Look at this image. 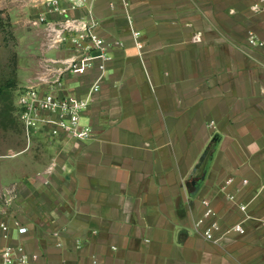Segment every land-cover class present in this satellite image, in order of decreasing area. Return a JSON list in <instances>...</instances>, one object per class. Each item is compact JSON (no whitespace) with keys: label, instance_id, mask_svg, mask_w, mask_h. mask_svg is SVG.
I'll return each instance as SVG.
<instances>
[{"label":"crops","instance_id":"obj_1","mask_svg":"<svg viewBox=\"0 0 264 264\" xmlns=\"http://www.w3.org/2000/svg\"><path fill=\"white\" fill-rule=\"evenodd\" d=\"M130 2L132 21L120 0L77 9L0 0L27 26L25 86L86 95L98 69L66 66L90 17L97 34L124 43L111 49L84 113L92 136L29 143L28 175L15 176L0 203V262L7 244L23 240L40 255L34 264H264V47L248 42L251 32L264 37V2ZM203 199L222 232L242 221L245 233L207 239L208 221L197 224ZM15 218L29 230L5 238L1 222Z\"/></svg>","mask_w":264,"mask_h":264},{"label":"built area","instance_id":"obj_2","mask_svg":"<svg viewBox=\"0 0 264 264\" xmlns=\"http://www.w3.org/2000/svg\"><path fill=\"white\" fill-rule=\"evenodd\" d=\"M58 4L59 0H53ZM70 7L77 9L86 4V0H69ZM130 21V0H120ZM264 0H258L262 3ZM115 3L113 2L112 5ZM41 20L44 17L40 18ZM97 24L95 18L90 17L83 27L76 28L71 38L73 48L76 53L67 62L66 69L73 74H85L93 67L98 69V73L92 82L87 93L83 97H74L62 94L56 86L49 88L39 85H27L19 89L17 105L20 113L21 124L25 137L30 143L35 135L44 134L48 136H69L78 140L89 139L92 136V128L83 122V116L88 109L93 95L100 90L107 62L112 58L110 52L115 46H122L121 40H108L100 36L94 30ZM132 32L136 44L142 48L140 41L141 32L132 26ZM248 42L252 46L264 47V37H259L251 32L248 36ZM232 178L228 179V183ZM244 183L248 179H243ZM230 199L235 195L230 194ZM205 211L197 220L198 226L208 223L203 228L204 236L215 242L221 243L223 236L230 231L245 233L246 228L242 221L236 222L222 232V227L217 213L208 199H203ZM243 211L247 210V204H239ZM15 228L21 236L28 232L29 227L18 218L11 222L2 221L1 228L5 238L11 237V228ZM39 253L29 251L23 242L19 240L16 244H7L1 253L0 264H34Z\"/></svg>","mask_w":264,"mask_h":264},{"label":"rangeland","instance_id":"obj_3","mask_svg":"<svg viewBox=\"0 0 264 264\" xmlns=\"http://www.w3.org/2000/svg\"><path fill=\"white\" fill-rule=\"evenodd\" d=\"M19 14L12 17L8 11L0 13V203L13 194V188H7L13 178L28 175L25 151L29 142L17 105L19 89L28 79V60L24 58L27 52H22L27 49L28 37L24 33L27 26L14 22Z\"/></svg>","mask_w":264,"mask_h":264},{"label":"water","instance_id":"obj_4","mask_svg":"<svg viewBox=\"0 0 264 264\" xmlns=\"http://www.w3.org/2000/svg\"><path fill=\"white\" fill-rule=\"evenodd\" d=\"M195 183H196V182H195ZM200 184H201L200 182L197 183V189L200 187Z\"/></svg>","mask_w":264,"mask_h":264},{"label":"trees","instance_id":"obj_5","mask_svg":"<svg viewBox=\"0 0 264 264\" xmlns=\"http://www.w3.org/2000/svg\"><path fill=\"white\" fill-rule=\"evenodd\" d=\"M3 12V10H0V13Z\"/></svg>","mask_w":264,"mask_h":264}]
</instances>
